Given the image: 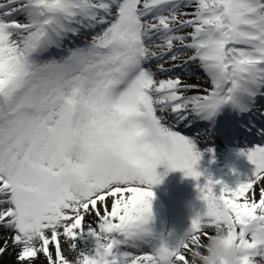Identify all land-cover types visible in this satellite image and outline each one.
Listing matches in <instances>:
<instances>
[{
	"label": "snow or ice",
	"instance_id": "1",
	"mask_svg": "<svg viewBox=\"0 0 264 264\" xmlns=\"http://www.w3.org/2000/svg\"><path fill=\"white\" fill-rule=\"evenodd\" d=\"M82 31L91 42L72 46ZM190 64L210 88L157 78ZM259 97L264 0L0 2V226L15 230L20 264H69L61 236L77 250L86 214L97 247L79 264H189L218 229L242 264H264V143L241 152L252 175L217 191L222 181L199 183L198 140L175 130L224 106L251 113ZM160 165L196 180L203 202L175 244L152 227Z\"/></svg>",
	"mask_w": 264,
	"mask_h": 264
},
{
	"label": "rangeland",
	"instance_id": "2",
	"mask_svg": "<svg viewBox=\"0 0 264 264\" xmlns=\"http://www.w3.org/2000/svg\"><path fill=\"white\" fill-rule=\"evenodd\" d=\"M0 1L3 2V0H0ZM187 11H191V9H187ZM20 19L23 20V17H20ZM186 31H191V29H188ZM81 34H82V32H81ZM90 34H94V33H89V35ZM181 34H184V33H181ZM81 36H83L85 38L88 37V35H81ZM179 47H180V45L177 43V48H179ZM185 55L188 56V55H191V54H190V52H186ZM186 59H187V57L180 58V60L177 61L176 63H181L183 60H186ZM167 63H168V66H170L172 64L171 61H168ZM152 64H153L152 66H155L156 62L153 61ZM153 69L155 70V67H153ZM188 72H191V76L188 75ZM174 75L179 76L186 83H188V81H191L189 83H194V82H197V80H199L198 83L203 88H210L211 87L210 82L208 81L209 79H208L206 73L203 71L202 68L198 67L197 64H190L188 69L186 71H184V74H181V75H179L178 73H175L173 75L172 74H168V75H162V76H159V77L157 76V77L160 78V79H164V78H167L168 76H174ZM192 94H194V92L188 93V95H192ZM200 94H203V92L201 91ZM256 106H257V115H256V117L264 118V115H262V113H264V97H260V99L259 98L257 99ZM197 122L198 121H195L192 124H196ZM197 130L201 131L198 128H197ZM200 135L203 136L204 134H200ZM197 137H199V136H197ZM197 137H194V138H196L198 140ZM205 149H206V147H205ZM219 158L222 159L221 157H219ZM210 161H212L211 164H214V163L217 162V165H214L211 168L215 169V174H214V180L213 181H218L219 178H221V175H222V172H220V169H219L218 160L215 157H213V160H210ZM203 163L209 166V158L202 157L200 159L199 166H198V170L200 172L203 171L202 170ZM166 169H167V167L164 168V170H166ZM161 170L162 169H159V171H161ZM183 177L184 178L186 177L185 174H184ZM188 178H190V177H188ZM190 179H191L190 180L191 181L190 184L192 185L190 188L191 189H195L194 184L197 183V181L192 179V178H190ZM203 180L204 179H200L199 183L201 181H203ZM220 180L222 181V179H220ZM185 217H186L185 219L188 222H190V220L193 218V213L190 212V214L189 215H185ZM95 221L94 222L92 221L94 226H95ZM153 221H157V222L159 221L161 224H163V221H161L160 219L159 220L156 219L155 213L153 214ZM187 225H190V223L187 224ZM85 229H87V225H86ZM84 231L82 233H80V235L76 238V244H77V247H78L77 250L74 251V250L71 249L70 245L73 243V241L70 240V239H69V243L66 244V246H63V244H62V250H63L65 256L67 257V259L69 261H72L73 264H75V262L78 259V251L79 250H81L83 252H86V253L87 252L94 253L95 249L97 247V241H96L95 236H93L91 233H85ZM208 231H210V229H208ZM13 234L14 235L16 234L15 230L14 229H8V232L6 234L7 235L6 241L9 242V243L6 244L5 247L2 246V244L0 246V248L4 249V251L2 253H0V264H4V262H3L4 256H5L4 254L7 253V250H10V244H11L10 242H11V240L14 237ZM62 236H61V238H62ZM61 243H62V239H61ZM204 243H207V241L205 240ZM13 245H14V242H13ZM15 247H16V249H14V251H13L12 258H13V260H14V262L16 264H20V262L18 261V253L22 250V247H20V246H15ZM5 264H8V262H5ZM24 264H29V262L26 261V262H24ZM31 264H32V262H31ZM42 264H43V261H42Z\"/></svg>",
	"mask_w": 264,
	"mask_h": 264
},
{
	"label": "bare ground",
	"instance_id": "3",
	"mask_svg": "<svg viewBox=\"0 0 264 264\" xmlns=\"http://www.w3.org/2000/svg\"><path fill=\"white\" fill-rule=\"evenodd\" d=\"M199 82V80H197ZM237 153L233 152L230 154H227L228 156L231 155H235ZM254 171V165L247 160V157L245 155L243 156H239L236 157L234 159L233 162H231L229 164V166L224 169V179L226 181V183L228 184V186L230 188H236L238 186L239 183L244 182L249 176L252 175ZM174 182V180H173ZM262 184H264V182H261ZM165 184V185H164ZM159 191L162 193V198L164 199L162 200H158V201H153L152 202V207L157 210V211H161L162 207H163V203H166V207H168V203L166 201H170L171 199H173V187L170 185V181L167 178V175H163V182L159 185H157ZM258 192H259V187H257V198H258ZM169 195V197H168ZM166 200V201H165ZM200 202H202L200 200ZM203 210V202L201 204V206L199 207V211ZM95 219V215H85V225H87V223H92V220ZM210 231H212V229H210ZM7 232H8V228L0 226V246L2 244V246L5 247L6 244H8L9 242L6 241V237H7ZM188 230H185L184 234L187 233ZM62 244L63 246H66V244L69 243V239L62 236ZM13 239L11 240V244H10V250H7V253L4 254V264L5 262H8V264H16L12 258V254L14 249H16V247L13 245ZM2 249V248H0ZM42 261H44V259L42 257H40V259L35 260L32 262V264H42Z\"/></svg>",
	"mask_w": 264,
	"mask_h": 264
},
{
	"label": "clouds",
	"instance_id": "4",
	"mask_svg": "<svg viewBox=\"0 0 264 264\" xmlns=\"http://www.w3.org/2000/svg\"><path fill=\"white\" fill-rule=\"evenodd\" d=\"M242 250L234 243H230L227 231L218 229L212 239L207 241L203 251L195 250L190 257L189 264H242ZM69 264H73L72 261ZM75 264H79L78 261ZM173 264V262H169Z\"/></svg>",
	"mask_w": 264,
	"mask_h": 264
}]
</instances>
